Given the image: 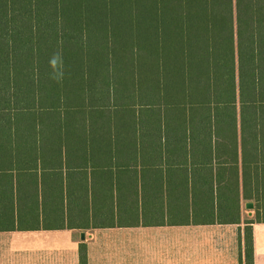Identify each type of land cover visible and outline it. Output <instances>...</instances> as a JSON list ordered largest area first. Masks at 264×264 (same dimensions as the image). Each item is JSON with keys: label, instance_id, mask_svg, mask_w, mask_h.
I'll return each instance as SVG.
<instances>
[{"label": "trees", "instance_id": "16d2710c", "mask_svg": "<svg viewBox=\"0 0 264 264\" xmlns=\"http://www.w3.org/2000/svg\"><path fill=\"white\" fill-rule=\"evenodd\" d=\"M239 143L262 216L264 0H0V159L61 180L69 208L176 210L172 172L226 170Z\"/></svg>", "mask_w": 264, "mask_h": 264}, {"label": "crops", "instance_id": "0c3cea01", "mask_svg": "<svg viewBox=\"0 0 264 264\" xmlns=\"http://www.w3.org/2000/svg\"><path fill=\"white\" fill-rule=\"evenodd\" d=\"M238 148L239 161L226 170L221 160L200 159L185 164L182 174L172 172L176 182L182 177L178 195L189 199L182 207H117L115 216L69 208L61 180L19 178L14 163L0 159V264H81L82 252L88 264H247L251 237L253 264H264V219L244 210L254 201L244 200ZM207 196L229 198L211 208Z\"/></svg>", "mask_w": 264, "mask_h": 264}, {"label": "rangeland", "instance_id": "374dc122", "mask_svg": "<svg viewBox=\"0 0 264 264\" xmlns=\"http://www.w3.org/2000/svg\"><path fill=\"white\" fill-rule=\"evenodd\" d=\"M244 207H245V206H244ZM263 209H264V206L262 207V210H263ZM244 210L250 212V210L247 209L246 207L244 208ZM253 212H255V216H254L255 219H257V220H259V219H262V220H263V219H264V214H262V216L259 215V214L257 213V209H256V210L253 209Z\"/></svg>", "mask_w": 264, "mask_h": 264}, {"label": "water", "instance_id": "95a60500", "mask_svg": "<svg viewBox=\"0 0 264 264\" xmlns=\"http://www.w3.org/2000/svg\"><path fill=\"white\" fill-rule=\"evenodd\" d=\"M246 207H247L248 209H254V207H255V203H254V202H248V203H246Z\"/></svg>", "mask_w": 264, "mask_h": 264}]
</instances>
